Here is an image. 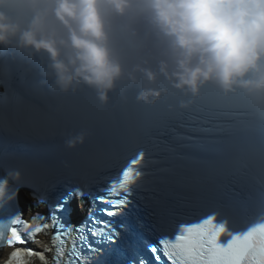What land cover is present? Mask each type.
I'll use <instances>...</instances> for the list:
<instances>
[{"label": "clouds", "instance_id": "1", "mask_svg": "<svg viewBox=\"0 0 264 264\" xmlns=\"http://www.w3.org/2000/svg\"><path fill=\"white\" fill-rule=\"evenodd\" d=\"M142 17L164 44L159 72L135 65L125 73L110 33L114 17ZM43 55L63 93L86 88L106 103L125 76L149 85L163 76L177 90L212 83L264 96V0H0V49ZM160 92L142 88L152 103ZM86 133L65 140L67 150Z\"/></svg>", "mask_w": 264, "mask_h": 264}, {"label": "snow or ice", "instance_id": "2", "mask_svg": "<svg viewBox=\"0 0 264 264\" xmlns=\"http://www.w3.org/2000/svg\"><path fill=\"white\" fill-rule=\"evenodd\" d=\"M7 72L11 76L12 69L8 68ZM11 96L12 99L7 103L4 97H0V130L6 127L9 131L24 130L22 122L31 123L33 131L37 124L47 125L49 117L44 112L19 93L12 92ZM62 103L66 114L63 122L57 126L61 133L69 125L79 124L82 117L100 115L87 92L63 98ZM6 111L13 113L14 121L6 120ZM120 111L119 105L112 106L113 114ZM192 111H205L210 116L229 115L223 106L209 105L206 101H196ZM184 114L177 113L173 117ZM146 155V149L138 147L135 154L116 174L108 177L97 192L89 190L90 174L97 164L77 168L72 174L81 183L68 193L58 196L55 202H50V192L60 174L53 172L48 163L34 155L10 154L0 157V172L3 173L0 175V203L6 195L16 200L21 189L26 188L30 190L37 205H48L46 213L36 212L30 220L24 219V214L19 211L0 220V248L5 245L13 248L5 264H16L20 257L22 250L16 249L15 245L35 242L37 234H47L49 229H54V232L45 251L26 249L24 252L27 256H35L41 264H48L46 253L54 251V264H87L84 249L92 253L100 251L89 240V236L98 238L96 243H114L120 235L119 228L124 226L121 224L118 227L111 218L120 215L132 204L134 195L140 191L150 194L148 199L152 201L154 214L163 219L170 210L167 199L170 181L148 179L153 174L146 169L152 161L150 158L146 160ZM225 164L245 182L259 183L264 188V138L230 152ZM73 195L86 198L91 205L84 225L73 226L65 222L61 215ZM100 204L107 207L97 208ZM97 211L110 219H100L96 215ZM226 211L237 215L235 209ZM249 211L258 214L260 222L246 231H229L226 222H217V214L214 212L196 223L180 224L172 237L161 230L155 240L146 245V250L151 253L155 264H164L165 261L167 264H264V192L258 200L252 202ZM225 236L226 239L223 238ZM139 264H148V261L141 258Z\"/></svg>", "mask_w": 264, "mask_h": 264}, {"label": "bare ground", "instance_id": "3", "mask_svg": "<svg viewBox=\"0 0 264 264\" xmlns=\"http://www.w3.org/2000/svg\"><path fill=\"white\" fill-rule=\"evenodd\" d=\"M134 229L136 230V227H134Z\"/></svg>", "mask_w": 264, "mask_h": 264}]
</instances>
